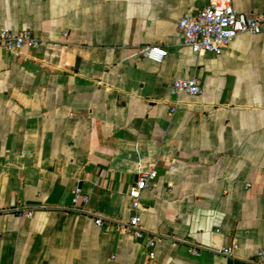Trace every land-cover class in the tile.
<instances>
[{"label": "crops", "instance_id": "crops-1", "mask_svg": "<svg viewBox=\"0 0 264 264\" xmlns=\"http://www.w3.org/2000/svg\"><path fill=\"white\" fill-rule=\"evenodd\" d=\"M233 1L264 14V0ZM208 2L0 0V32L43 41L0 45V264H151L124 223L152 168L140 217L157 264L264 263V29L197 54L179 23ZM194 77L199 95L172 92Z\"/></svg>", "mask_w": 264, "mask_h": 264}, {"label": "built area", "instance_id": "built-area-1", "mask_svg": "<svg viewBox=\"0 0 264 264\" xmlns=\"http://www.w3.org/2000/svg\"><path fill=\"white\" fill-rule=\"evenodd\" d=\"M179 28L183 36V42L195 53L208 52L219 55L224 49L242 34L257 35L264 29V14H248L239 11L234 6L233 0H209L204 7L188 11L181 18ZM43 41L37 37L31 29H24L18 33L3 29L0 32V45L10 52L20 51L28 45L37 48ZM139 53L145 57L162 59L167 51L157 46H146L140 49ZM202 87L198 78H178L172 83V92L175 94L187 93L192 96L199 95ZM157 171L155 168L142 171L129 190L134 213L124 223V228L135 238L146 240L148 247V258L151 264L155 261V247L158 241V234L144 227L141 223L140 210L142 207V196L145 189L152 188L156 184ZM88 201L86 195L80 188H76L72 204L74 209H80L81 204ZM19 214L32 217L33 211L25 207H16ZM97 225L103 223V217L92 213ZM235 246L224 247L220 254L232 256ZM262 254L253 261V264H264Z\"/></svg>", "mask_w": 264, "mask_h": 264}]
</instances>
